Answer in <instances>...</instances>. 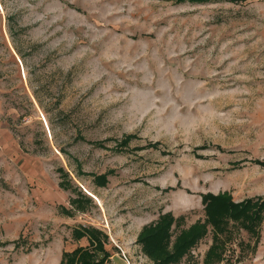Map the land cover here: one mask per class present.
<instances>
[{
	"label": "rangeland",
	"instance_id": "obj_1",
	"mask_svg": "<svg viewBox=\"0 0 264 264\" xmlns=\"http://www.w3.org/2000/svg\"><path fill=\"white\" fill-rule=\"evenodd\" d=\"M208 192L264 198V0H0V264H60L78 226L154 264L140 230ZM233 233L211 264H264V223L255 254Z\"/></svg>",
	"mask_w": 264,
	"mask_h": 264
},
{
	"label": "trees",
	"instance_id": "obj_2",
	"mask_svg": "<svg viewBox=\"0 0 264 264\" xmlns=\"http://www.w3.org/2000/svg\"><path fill=\"white\" fill-rule=\"evenodd\" d=\"M177 1L209 3L217 0ZM106 177L103 175L100 180L105 181ZM61 186L73 189V184L67 179L61 182ZM76 192L77 197L72 203L84 211L91 203V198L81 192ZM202 205L206 219L203 222L198 220L190 228L181 229L184 218L182 216L176 218L172 213H164L157 221L145 226L137 237L143 253L154 264H180L191 257L192 250L205 239L210 227L214 243L207 252L203 264L219 263L225 260V242L230 240L234 234L233 228H242L250 237L256 239L254 246L249 245L252 252L256 253L264 223L263 197H253L236 203L231 193L224 192L216 195L208 192L202 195ZM61 211L71 216L74 215L64 206H61ZM72 236L77 241L87 239L89 246L77 247L72 252H64L60 264H107L111 253L106 248L109 238L106 232L93 226H78L73 230Z\"/></svg>",
	"mask_w": 264,
	"mask_h": 264
},
{
	"label": "crops",
	"instance_id": "obj_3",
	"mask_svg": "<svg viewBox=\"0 0 264 264\" xmlns=\"http://www.w3.org/2000/svg\"><path fill=\"white\" fill-rule=\"evenodd\" d=\"M147 226V225H146ZM145 227V226H144ZM143 227V228H144ZM143 228L140 230V232H139V234L141 233V231L143 230ZM138 234V235H139ZM138 235H137V237H138ZM137 237H136V239H135V242H137ZM119 249H121L120 250V256H119V254H114L113 256H111L110 257V259L112 258V259H114L115 257H118L119 258V261L118 262H120L119 264H131V261H130V258H129V256H127V254L128 255H132V249H130V248H127V247H119ZM141 251H142V247H141ZM141 253H143V251L141 252ZM143 255H144V253H143ZM146 256V255H145ZM109 259V260H110ZM109 260H108V262H107V264H109Z\"/></svg>",
	"mask_w": 264,
	"mask_h": 264
}]
</instances>
